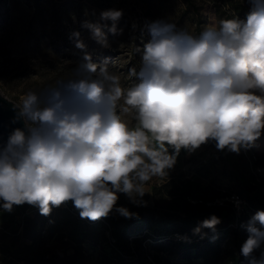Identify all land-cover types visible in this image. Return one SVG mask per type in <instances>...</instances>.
<instances>
[{
	"label": "clouds",
	"instance_id": "9594fccd",
	"mask_svg": "<svg viewBox=\"0 0 264 264\" xmlns=\"http://www.w3.org/2000/svg\"><path fill=\"white\" fill-rule=\"evenodd\" d=\"M248 2L246 20L221 19L198 35L166 20L148 24L151 40L137 48L140 67L130 69V87L109 72L107 60L97 64L85 53L67 78L29 90L13 104V123L23 127L0 136V208L27 203L47 216L71 201L92 221L113 211L139 218L117 207L119 194L146 206L150 182L168 178L182 149L191 153L209 141L237 153L254 146L264 135V0ZM122 15L108 10L101 20L118 34ZM84 27L109 47L107 24ZM75 46L86 49L82 40ZM130 112L134 125L122 118ZM220 222L212 215L194 231H214ZM243 227L241 254L264 264V211Z\"/></svg>",
	"mask_w": 264,
	"mask_h": 264
},
{
	"label": "rangeland",
	"instance_id": "374dc122",
	"mask_svg": "<svg viewBox=\"0 0 264 264\" xmlns=\"http://www.w3.org/2000/svg\"><path fill=\"white\" fill-rule=\"evenodd\" d=\"M218 4L224 5L220 0H0V92L18 104L29 90L42 89L59 78L70 76L72 69L83 61L85 53L90 54L97 64L107 60L109 72L120 77L122 87H130L136 82L135 77L130 75V69L135 67L138 70L140 67L141 57L137 48H143L151 40L146 27L148 24L166 20L174 22L177 30L188 29L198 35V21H202V30L210 23L219 22L216 10ZM225 7L229 8L228 4ZM108 10L123 12L116 22L118 34L108 30L112 21L101 20V13ZM86 21L108 25L103 30L109 47H103L93 38L91 31L84 27ZM75 33H79V37ZM77 40H82L86 49H78L75 46ZM122 118L129 121L130 125L135 124L133 112ZM169 151L174 152V149L170 148ZM251 158L253 162H250ZM228 165L236 166L241 171V179L260 200L261 192L264 191V135L254 146L241 148L239 153L230 150L224 153L216 148L215 141H209L191 153L182 149L174 168L169 170L168 178L150 182L147 189L150 193L143 197L146 206L133 204L126 194L121 193L117 207L123 206L130 211L143 208L168 210L173 195L168 193L171 185L164 187V184L169 180L182 183L199 178L202 190L198 193L205 198L199 200L188 197V201L206 204L210 210L220 205L222 215L232 213L242 220L238 227L231 224L233 230L222 243L221 263L229 264V256L236 250L234 229L240 233V241L244 243L248 232L243 225L260 210H238L234 207L232 211L230 205L234 203L225 198L226 191H237L244 196L245 193L239 190L236 173ZM225 171H229L230 175ZM217 199L223 200V203ZM38 210L36 206L24 207V204L14 205L11 212L0 208V264L17 263L14 258L7 256L4 248L27 256L58 254L61 259L75 264H103L100 247L94 249L84 245L76 252L69 237L57 234L50 236L47 226L37 241L23 234L24 218L35 215ZM196 210L202 212L204 208L198 207ZM146 231L153 233L151 227H147ZM204 233L206 236L208 230ZM107 234L110 236L109 231ZM144 242L140 249H137V244H131L136 257L143 264L185 261L182 250L166 253L158 248L151 249V238ZM105 250L110 251V244H105Z\"/></svg>",
	"mask_w": 264,
	"mask_h": 264
},
{
	"label": "trees",
	"instance_id": "16d2710c",
	"mask_svg": "<svg viewBox=\"0 0 264 264\" xmlns=\"http://www.w3.org/2000/svg\"><path fill=\"white\" fill-rule=\"evenodd\" d=\"M220 1L224 3V5L218 4L216 7L220 20L231 19L234 15L241 20H246L252 7L248 0ZM225 4H228L229 8H226ZM201 24L202 21L197 22L198 33L202 31ZM222 151L226 153L228 149ZM250 162H253L252 158ZM228 167L235 171L239 190L243 191L245 196L240 192L231 190L226 191L225 196L237 193L246 200L248 199L250 209L254 210L256 208L264 211V191L261 192V199L258 200L253 195L250 187L241 179L243 176L241 171L236 166L230 167L228 165ZM223 169H225V166H223ZM225 172L230 175L229 171ZM164 187H170L168 193L173 195L168 210L143 208L138 211H131L139 214V218L132 219L125 218L113 211L107 217L92 221L81 218L79 210L75 208L73 202L67 201L59 207H53L51 213L47 216L41 215L39 210L35 215L26 216L24 218L23 234L32 238L33 241H37L41 231L47 226L50 236L57 234L60 237H69L71 246L76 252H79L84 245H89L94 249L100 247L102 249L101 262L103 264H143L136 257V251L131 244H137V249H140L148 238L153 241L149 244L151 249L158 248L166 253H173L176 250L183 251L185 261L171 264H222V243L227 234L233 230L231 224L238 227L242 220L232 213L222 215L220 205H217L214 210H210V207L206 204L188 201V197L199 198V200L205 198V196L198 193L202 190L199 178L188 179L182 183H174L169 180L164 184ZM27 205L29 204L25 203L24 207H27ZM230 206L232 211L235 210L232 203ZM198 207L204 208V211H197ZM212 215H216L221 221L216 225L215 230L202 228L200 233H196L194 230L201 225L202 221ZM147 227H151L153 233H148L146 231ZM205 230H208L206 236L203 235ZM107 231H109L110 236ZM234 232L233 239L236 240V250L230 254L228 263H249V258L241 254L243 242L240 241V233L237 229H234ZM175 233L181 234L183 238L180 240L174 238ZM201 236L203 237L199 239ZM107 243L110 244L109 252L105 250V244ZM3 250H5L7 256L15 259L16 264H75L61 259L58 254L27 256L10 248H4ZM63 255H66V251ZM255 255L259 257L260 252H256ZM162 264L170 263L162 261Z\"/></svg>",
	"mask_w": 264,
	"mask_h": 264
},
{
	"label": "water",
	"instance_id": "95a60500",
	"mask_svg": "<svg viewBox=\"0 0 264 264\" xmlns=\"http://www.w3.org/2000/svg\"><path fill=\"white\" fill-rule=\"evenodd\" d=\"M13 104L17 103L0 92V136H2L4 140L7 139L12 130L17 127H23L22 121L13 123V119L16 115L13 110Z\"/></svg>",
	"mask_w": 264,
	"mask_h": 264
},
{
	"label": "built area",
	"instance_id": "2783aa9c",
	"mask_svg": "<svg viewBox=\"0 0 264 264\" xmlns=\"http://www.w3.org/2000/svg\"><path fill=\"white\" fill-rule=\"evenodd\" d=\"M259 170H261V168H260ZM225 198L231 200V201L234 203L233 206H234L236 209H238V210H240V209H248V208H250V204H249V202H248L244 197L240 196V195L237 194V193H231L230 195L225 196ZM223 199H224V198H223ZM217 201L223 203V200L220 201L219 199H217ZM0 204H2V201L0 202ZM238 213H239V212H238ZM239 214H240V213H239ZM173 237L176 238V239H178V240H180V239L183 238V236H182L181 234H179V233H175V234L173 235ZM168 238H169V237H168Z\"/></svg>",
	"mask_w": 264,
	"mask_h": 264
},
{
	"label": "bare ground",
	"instance_id": "6f19581e",
	"mask_svg": "<svg viewBox=\"0 0 264 264\" xmlns=\"http://www.w3.org/2000/svg\"><path fill=\"white\" fill-rule=\"evenodd\" d=\"M152 260V259H151ZM153 262V261H152Z\"/></svg>",
	"mask_w": 264,
	"mask_h": 264
}]
</instances>
